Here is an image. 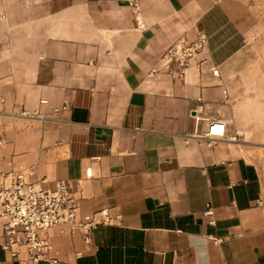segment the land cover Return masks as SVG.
<instances>
[{
  "label": "crops",
  "instance_id": "0c3cea01",
  "mask_svg": "<svg viewBox=\"0 0 264 264\" xmlns=\"http://www.w3.org/2000/svg\"><path fill=\"white\" fill-rule=\"evenodd\" d=\"M137 1L0 0V183L33 168L111 217L88 243L52 228L38 264H264V176L234 142L264 139V0ZM198 33L177 78L164 54ZM190 111L235 139L186 143Z\"/></svg>",
  "mask_w": 264,
  "mask_h": 264
},
{
  "label": "built area",
  "instance_id": "2783aa9c",
  "mask_svg": "<svg viewBox=\"0 0 264 264\" xmlns=\"http://www.w3.org/2000/svg\"><path fill=\"white\" fill-rule=\"evenodd\" d=\"M125 2L134 19L138 20L139 2ZM206 40L205 34L198 33L193 41L179 39L169 46L164 58L172 62L174 76L180 78L184 75L189 62L200 53ZM213 75H218L216 70ZM21 115L28 119H41L37 112H22ZM186 121L194 126L184 138L186 143L193 139L212 145L218 140L235 139L229 120L201 119L190 111ZM3 144L0 135V147ZM44 183L45 179L36 178L33 168H14L3 176L0 183V221L5 238L1 248L17 258L18 264H38L44 260L57 262L48 233L52 228H58L61 234H78L88 243L92 231L99 224L111 223L108 209L90 215L79 214L81 203L86 199L81 189L74 192L62 180L55 181L53 188L46 187Z\"/></svg>",
  "mask_w": 264,
  "mask_h": 264
},
{
  "label": "rangeland",
  "instance_id": "374dc122",
  "mask_svg": "<svg viewBox=\"0 0 264 264\" xmlns=\"http://www.w3.org/2000/svg\"><path fill=\"white\" fill-rule=\"evenodd\" d=\"M241 139L247 142V147L243 148L245 150L244 154L258 165L264 176V139H260V143H253L254 138L251 135H244L237 138V141L241 142Z\"/></svg>",
  "mask_w": 264,
  "mask_h": 264
},
{
  "label": "bare ground",
  "instance_id": "6f19581e",
  "mask_svg": "<svg viewBox=\"0 0 264 264\" xmlns=\"http://www.w3.org/2000/svg\"><path fill=\"white\" fill-rule=\"evenodd\" d=\"M234 142H238V141L235 140Z\"/></svg>",
  "mask_w": 264,
  "mask_h": 264
}]
</instances>
